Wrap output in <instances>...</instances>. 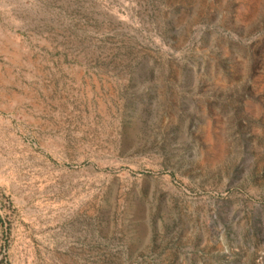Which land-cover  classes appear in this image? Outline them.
Instances as JSON below:
<instances>
[{"label":"rangeland","instance_id":"374dc122","mask_svg":"<svg viewBox=\"0 0 264 264\" xmlns=\"http://www.w3.org/2000/svg\"><path fill=\"white\" fill-rule=\"evenodd\" d=\"M0 264H264V0H0Z\"/></svg>","mask_w":264,"mask_h":264}]
</instances>
